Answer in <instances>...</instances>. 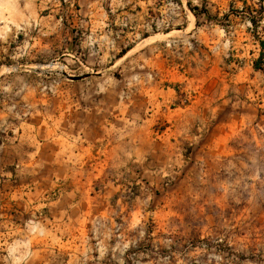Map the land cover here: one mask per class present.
Here are the masks:
<instances>
[{"label":"rangeland","instance_id":"1","mask_svg":"<svg viewBox=\"0 0 264 264\" xmlns=\"http://www.w3.org/2000/svg\"><path fill=\"white\" fill-rule=\"evenodd\" d=\"M87 1L0 0V264H264V0H98L102 56ZM151 178L182 200L141 230Z\"/></svg>","mask_w":264,"mask_h":264},{"label":"crops","instance_id":"2","mask_svg":"<svg viewBox=\"0 0 264 264\" xmlns=\"http://www.w3.org/2000/svg\"><path fill=\"white\" fill-rule=\"evenodd\" d=\"M101 2L102 1H98V0L97 1L90 0L85 3V7L87 11H85V14L83 15L81 19L82 21H80L81 22L80 26L82 27V25H85L83 29L85 30L86 34L90 36V39H93V42H94V44L92 45V49L95 51L97 55L101 54L102 56L103 49L105 50L106 55H108L109 48H108L107 42H108L109 33H108V28H107L108 27L107 17L102 8L103 4ZM77 13L72 14L70 17V22H69L71 23L70 33L72 34H76L77 33L76 27H79L77 25L79 19H76V17L78 15H81V11H78ZM103 42H105L104 43L105 45L103 44ZM41 44L42 43L40 42L39 47L41 49L49 48L51 45L49 39L44 40V46H41ZM117 163H121V162L119 161ZM106 167L108 168L107 165ZM113 167H118V166L114 164ZM95 182L94 180H91L89 182V185H93V183ZM157 183H158L157 179L151 178L150 180H145L144 183L135 184L136 190H135V196L132 202L133 204L132 209L129 210L127 208H124V205L120 204L121 209L119 208V210H117V212L115 213H118V215L124 214L125 216H131V217L136 218L138 221L137 228H141V230L144 227H146V225H148L147 223L149 222V220L151 221L150 224L154 226L159 225V226L166 227L168 224L169 214H173L174 212H177V209H175L176 205H178L176 201L178 202L181 201L182 195L176 194V193H166V194L160 195L157 192L155 193L142 192L143 187H144L143 184L148 186V188L150 189H153L154 187H155L154 189H156ZM106 184H109V183H106ZM68 187H71V182H68ZM117 191H118L117 189L112 190L109 187V191L106 194L107 196L105 195L100 196L101 197L100 199L98 198L99 196L95 193L87 194L84 197V200H86L88 204L85 205V209L83 211H89V210L91 211L93 208L97 209L99 207L97 211L100 212L101 217L103 215H106L107 212H109L108 211V201H109L108 197H112L111 200H114L117 197L115 196L114 193H116ZM77 195L78 194L76 193V191L70 190V192L67 194L69 198L67 206L65 202L62 204L60 201L54 203V205L58 207V210L63 207L64 212H67V209H68L69 215H68V218L67 217L65 218V220L67 221L68 227L70 228L72 226L73 230H75V225L77 223V215H76V210H75L77 209V204L76 202H74V200H77ZM15 205H16L15 203H7L5 205L6 211L8 210V208L12 209ZM149 206L152 207V209H148ZM22 207L24 208L25 204H23ZM33 207L34 206L27 205V208L29 210L32 209ZM71 211H72V214H71ZM129 211L131 213H129ZM85 213H88V212H85ZM30 228L31 226H29L27 229L30 230ZM21 231H24V230H21ZM151 231L152 232H150L149 229H146L147 238L151 236L153 237L156 235L157 233L156 227H154V229L151 228ZM73 236H75V234L72 235V238L71 237H68V238L72 240Z\"/></svg>","mask_w":264,"mask_h":264},{"label":"water","instance_id":"3","mask_svg":"<svg viewBox=\"0 0 264 264\" xmlns=\"http://www.w3.org/2000/svg\"><path fill=\"white\" fill-rule=\"evenodd\" d=\"M64 76H65V78H66L67 80H69V81H73V82H75V81H80V80H83V79L89 77L88 75H86V76L72 77V76H68V75H66V74H64Z\"/></svg>","mask_w":264,"mask_h":264}]
</instances>
